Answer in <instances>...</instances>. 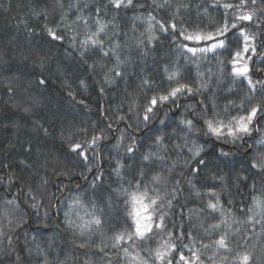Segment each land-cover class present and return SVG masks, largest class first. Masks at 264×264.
I'll return each instance as SVG.
<instances>
[{
  "label": "trees",
  "instance_id": "obj_1",
  "mask_svg": "<svg viewBox=\"0 0 264 264\" xmlns=\"http://www.w3.org/2000/svg\"><path fill=\"white\" fill-rule=\"evenodd\" d=\"M240 3L0 0V264H184L181 253L191 264H242L244 255L264 264V208L254 203L264 201V0ZM245 13L252 19H237ZM226 21L222 49L188 51L205 42L185 35L215 34ZM100 25L102 48L82 46ZM244 66L246 77L234 75ZM178 84L193 92L145 112ZM253 107L247 134L208 133L205 120L227 123ZM137 182L160 197L152 231L113 247L117 233L134 231L121 189ZM86 212L101 223L82 228ZM222 236L226 248L215 243ZM166 242L175 251L157 259Z\"/></svg>",
  "mask_w": 264,
  "mask_h": 264
},
{
  "label": "snow or ice",
  "instance_id": "obj_2",
  "mask_svg": "<svg viewBox=\"0 0 264 264\" xmlns=\"http://www.w3.org/2000/svg\"><path fill=\"white\" fill-rule=\"evenodd\" d=\"M132 0H127V4H123V0H112V4L114 7L116 8H120L122 5L127 7L129 5H131ZM253 3H255V0H253ZM245 4V0H241V3L238 7H244ZM224 7L226 9L232 8L234 7L232 4H225ZM77 19H81L80 17H78ZM149 19H153L151 16L149 17ZM238 20H245V21H249L252 19V14L250 13H245L242 15L237 16ZM99 23V22H98ZM161 27L163 28L164 26L161 25ZM175 24L172 25V28L175 29ZM232 28L236 27V24L233 23L231 25ZM104 30V25H100L97 28L96 32H93L91 35H89L85 40H83L81 42L82 46H87V45H91L93 47L100 45L102 48V41L97 40L96 37L98 35L99 32H102ZM49 34L53 36V38H59L56 37L54 32L49 29ZM229 31V27H228V23L227 21L225 22V24L219 28H217L215 34L213 33H208V34H201V33H191L188 35L184 36V39L186 40H193L196 42H200V41H208V40H213L215 41L214 43H212L209 47L207 48H201V49H196V48H189L188 51L192 52L193 54H195L197 51L200 52H205V51H214L217 48H222L225 46V41L224 40H217V37L219 36H226L227 32ZM243 37H244V41L245 43V47H244V51L247 52L248 51V47H247V41L250 39L247 35L244 34L243 30H241L240 33ZM183 35V33H182ZM254 51V49H253ZM104 55H107V53L105 52ZM240 53L237 52L236 56L240 57ZM234 75L236 76H245L248 72V68L247 66H244L242 68H235L233 69ZM121 73L116 72V75H120ZM178 74L176 72H172L169 74L168 79L172 80L174 79ZM41 83H43V81H41ZM147 83V82H146ZM249 86L253 87L251 80H249ZM185 91H187L188 93H192L193 89L186 84H178V86L171 88L166 94H162L159 96V98L157 99V97H152L151 99V106L147 107L145 109L146 113H151L153 111V108L157 105V103H163L165 101H168L170 98H176L178 96V94H182ZM258 107H253L250 112L246 115V116H239V117H233L231 120H229L227 123H225L222 120H212V119H208L205 120V124L207 126V130L208 133L215 136L217 139L227 136V137H231L233 139L237 138L239 135L241 134H247L250 129H249V124H251L252 120L254 119V117L256 116L257 112H258ZM121 119H123V117H121ZM149 119V116L146 114L144 116V120L147 121ZM183 123H186L189 128H191L192 126V121H184ZM101 139V137L96 136L93 137L92 143L94 144L97 140ZM156 143L159 144L160 143V138L157 137L156 138ZM81 146L79 144H75L73 145V150H78ZM128 152H133L134 149L132 147H129ZM200 149H197L195 152V155H199ZM223 155H227V153H222ZM79 155L84 157L85 159H87L86 154L84 152H79ZM145 160L149 159L148 155L144 156ZM257 164H253V167H257ZM261 167H264V164L260 165ZM118 171V169H117ZM153 181L154 182H159L160 177L157 176H153ZM121 192L126 195L128 197L126 204L128 205V216L132 219L133 221V225H134V231L133 232H120L117 233L114 237L115 243L113 244V247H117L118 245H120V243L122 241H130L133 240V238L136 239H146L147 238V234L150 233L152 231L153 228V213L155 211L154 206L157 204V201L160 199V197H151L149 196V189L147 186H144L143 190H141L140 188V184L139 182H137V186H136V190L135 191H128L127 189H121ZM212 195H215L214 193H212ZM169 203H171L169 201ZM254 203L256 204V206L258 208H264V201L258 199V198H254ZM95 207V205H93V208ZM208 208L212 209L213 211H216L219 207V203L218 201L216 203H212L209 202V204L207 205ZM251 210V209H250ZM86 215L90 217L89 220H84L83 217H81L80 219L83 221V223L81 224V227H87L91 224H95V225H99L101 223V220L99 217H97L96 215H94V213L92 212H86ZM163 215H161L160 217V223L155 224L156 228H162L163 227ZM71 223V221H70ZM213 227H219V225H215ZM216 245L219 248H226V238L224 236H222L219 240H217ZM205 247H207L205 245ZM162 248H166L168 251H162L161 249H157L156 250V257L157 259L163 260L164 257L166 255L169 254V252L171 251H175V245L174 244H170V243H165L164 245H162ZM125 253L128 254V250L127 248L125 249ZM195 255V253H194ZM137 259V256H133L132 260L135 261ZM196 259H199V257H196ZM209 259H212L211 257H209ZM242 261V264H247V261L249 259V257L247 255H244L243 257L240 258ZM180 261H184V264H191V262L187 261L183 255V253L180 254L179 257ZM168 264H172V261L169 260ZM177 264H179V262H177Z\"/></svg>",
  "mask_w": 264,
  "mask_h": 264
},
{
  "label": "rangeland",
  "instance_id": "obj_3",
  "mask_svg": "<svg viewBox=\"0 0 264 264\" xmlns=\"http://www.w3.org/2000/svg\"><path fill=\"white\" fill-rule=\"evenodd\" d=\"M218 38V37H217ZM200 42H205V45L202 47V48H207V47H209L212 43H214L215 41H213V40H208V41H200ZM202 44V43H201ZM223 48V47H222ZM222 48H217V49H215L214 51H205V52H202V53H212V52H215L216 50H220V49H222ZM198 49H201V47H199ZM200 52V51H199ZM241 61H242V59H241V57H239V58H237L236 59V61H235V63H234V65H236V64H240L241 63Z\"/></svg>",
  "mask_w": 264,
  "mask_h": 264
}]
</instances>
